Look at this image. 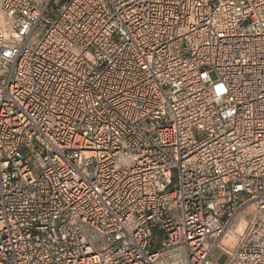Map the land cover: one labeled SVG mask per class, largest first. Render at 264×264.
<instances>
[{
    "label": "built area",
    "instance_id": "1",
    "mask_svg": "<svg viewBox=\"0 0 264 264\" xmlns=\"http://www.w3.org/2000/svg\"><path fill=\"white\" fill-rule=\"evenodd\" d=\"M0 264H264V0H0Z\"/></svg>",
    "mask_w": 264,
    "mask_h": 264
},
{
    "label": "bare ground",
    "instance_id": "2",
    "mask_svg": "<svg viewBox=\"0 0 264 264\" xmlns=\"http://www.w3.org/2000/svg\"><path fill=\"white\" fill-rule=\"evenodd\" d=\"M243 215H244V213H240L237 217H236V221H235V230L237 231L238 230V228L240 227V223L243 221ZM241 217V218H240ZM245 223V222H244ZM244 223L242 224V228H243V226H244ZM241 228V229H242ZM231 232L230 233H228L227 235H229V236H231ZM224 239H227V238H224Z\"/></svg>",
    "mask_w": 264,
    "mask_h": 264
},
{
    "label": "rangeland",
    "instance_id": "3",
    "mask_svg": "<svg viewBox=\"0 0 264 264\" xmlns=\"http://www.w3.org/2000/svg\"><path fill=\"white\" fill-rule=\"evenodd\" d=\"M244 222H245V220L243 219V221L240 223V227L238 228L237 231L241 230V228H242V224H243Z\"/></svg>",
    "mask_w": 264,
    "mask_h": 264
}]
</instances>
